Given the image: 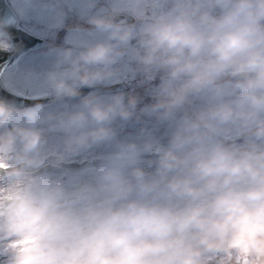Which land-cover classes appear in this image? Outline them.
I'll return each instance as SVG.
<instances>
[{"label":"clouds","instance_id":"1","mask_svg":"<svg viewBox=\"0 0 264 264\" xmlns=\"http://www.w3.org/2000/svg\"><path fill=\"white\" fill-rule=\"evenodd\" d=\"M25 5L64 26L58 0ZM127 15L43 53L50 103L71 108L0 97V264H264V0H128ZM126 56L159 81L147 103L94 91Z\"/></svg>","mask_w":264,"mask_h":264},{"label":"rangeland","instance_id":"2","mask_svg":"<svg viewBox=\"0 0 264 264\" xmlns=\"http://www.w3.org/2000/svg\"><path fill=\"white\" fill-rule=\"evenodd\" d=\"M10 3L20 17L19 25L25 30L30 31L39 37H43L51 41L53 44L55 43L53 40L58 39V34L67 35V38H64L67 40L77 39L72 38L70 36H83L79 38L78 42L82 40L90 41L86 46L102 41L105 38L104 34L99 32H94L90 34L86 31H75L74 29L77 25H80L83 28H87L88 25L85 23L87 18L101 13H106L114 9L119 11L123 15H127L128 8V0H58V3L67 15L64 21V26L62 28H53L51 26L53 24V19L50 14H45L44 18H41L34 12L26 9L25 0H10ZM5 44L6 42H4V45ZM64 46L66 45H63V47ZM76 49L78 50V47H76ZM46 50L47 49H43L37 52H31L21 57V59H19L17 63H15L5 73L3 77L4 84H6L9 89L17 93H22V91L25 90L30 92L32 95L35 93L36 90H39L40 92H38V95L40 97H51V91L46 83V73L52 67L54 58L44 56L43 53ZM118 68L120 70V76L118 79H115L110 84L117 82L123 83L128 92L132 91L133 94L139 93L140 95L145 97V102L147 103V89H149L150 87H154L155 83H158L159 81L157 80L151 85H142L140 83L142 77L140 75H134L130 71V69L135 68V64L130 63L127 56L124 57L123 60H121L120 64L118 65ZM40 70L43 74H37L35 77V73ZM59 104L60 103H51L50 105H48V107L50 110H52L54 107H59L62 104L64 106L60 107V109L57 111H63L66 108L72 106L69 103H61L60 105ZM146 123L150 129L156 131L157 135L162 136L164 134L166 126L157 127L155 125L154 120H148ZM139 127L140 125H130L124 130L121 136L123 137L128 133L134 134L138 131ZM58 140V135H51V143H56ZM107 150V148L102 146L98 149H95L91 153L85 154V159L99 156ZM77 161L81 160L78 159Z\"/></svg>","mask_w":264,"mask_h":264},{"label":"water","instance_id":"3","mask_svg":"<svg viewBox=\"0 0 264 264\" xmlns=\"http://www.w3.org/2000/svg\"><path fill=\"white\" fill-rule=\"evenodd\" d=\"M122 19H127L131 22V18L127 15L121 14ZM19 17L16 11L10 4V0H0V37H8L14 43V49L12 50H2L0 49V78L2 72L12 64H14L23 54L31 50L45 47L48 45V42L40 37L32 35L28 31L22 29L19 26ZM5 24L8 25L5 28ZM104 89L108 91H121L124 89V85L118 83L113 84L108 87L97 86L94 91L101 93ZM92 91L90 89H84V92L87 93ZM11 93V94H10ZM0 97L15 100L17 105H28L30 103H49L50 97H43L37 99H30L14 94L7 89H5L1 83L0 79ZM90 159V158H89ZM88 159L83 161L74 162L72 168H80L86 164Z\"/></svg>","mask_w":264,"mask_h":264},{"label":"flooded vegetation","instance_id":"4","mask_svg":"<svg viewBox=\"0 0 264 264\" xmlns=\"http://www.w3.org/2000/svg\"><path fill=\"white\" fill-rule=\"evenodd\" d=\"M20 20V19H19ZM19 24H20V21H19ZM20 26V25H19ZM21 27V26H20ZM22 28V27H21ZM22 29H24V28H22ZM25 30V29H24ZM26 31H28V30H26ZM29 33H31L32 35H35L34 33H32V32H30V31H28ZM35 36H37V35H35ZM37 37H39V36H37ZM70 37H72V38H77V39H71V40H67V39H64V38H67V35H62V34H58L57 35V38L58 39H51V40H53L55 43L53 44L51 41H49V40H47V39H45V38H43V37H40V38H42V39H44V40H46L47 42H48V45L47 46H45V47H41V48H37V49H34V50H31V51H29V52H26L25 54H23L21 57H23L24 55H27L28 53H31V52H37V51H41V50H43V49H48V47L50 46V45H61L62 47H63V45H66V46H64L65 48H68V47H73V48H75L76 49V47H78V50L79 49H81V48H83V47H86V45L88 44V42H90V41H87V40H82V41H80V42H78V40H79V38L80 37H83V36H79V35H75V36H70ZM0 40H3L4 42H6V44L5 45H3V46H0V49H2V50H12V49H14V43L10 40V38H8V37H6V36H4V37H0ZM63 42H69V43H63ZM8 45H10V47H8ZM68 46V47H67ZM21 57L19 58V59H21ZM18 59V60H19ZM17 60V61H18ZM17 61L15 62V63H17ZM14 63V64H15ZM14 64H12L11 66H9V67H7L3 72H2V74H1V83H2V85H3V87L5 88V89H7L8 91H10V92H12V93H14V94H17V95H19V96H22V97H25V98H30V99H37V98H43V97H40L39 95H38V92H40L39 90L37 91H35V93L34 94H32L31 95V93L30 92H28V91H22V93H17V92H14V91H12L11 89H9L7 86H6V84H4V81H3V77H4V75H5V73L8 71V69L9 68H11ZM42 75L43 73H42V71L40 70V71H38V72H36L35 73V77H36V75ZM38 78V77H37ZM37 81V80H36ZM118 83H120V84H122V85H124L123 83H121V82H117V83H112V84H109V85H99V86H102V87H108V86H110V85H113V84H118ZM117 92H123V93H125V94H133V92L131 91V92H128V90L125 88V86H124V89L123 90H121V91H117ZM116 91H108V90H106V89H104L101 93H99V94H101V95H106V94H110V93H117ZM48 97H50V96H48ZM51 98V97H50ZM64 103H69V104H71V105H73V104H75L76 103V101H65V102H63V104ZM51 103L49 102V103H46L45 105H50ZM61 104V103H60ZM59 104V105H60ZM64 105H60L59 107L57 106V107H54L52 110L53 111H57V110H59L60 109V107H63ZM69 108H71V107H69ZM86 159H89V158H86ZM85 160V159H84ZM81 161H83V160H81ZM75 162H78V161H75Z\"/></svg>","mask_w":264,"mask_h":264}]
</instances>
